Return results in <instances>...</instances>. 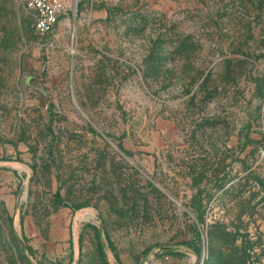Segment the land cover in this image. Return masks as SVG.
Masks as SVG:
<instances>
[{"label": "rangeland", "instance_id": "obj_1", "mask_svg": "<svg viewBox=\"0 0 264 264\" xmlns=\"http://www.w3.org/2000/svg\"><path fill=\"white\" fill-rule=\"evenodd\" d=\"M51 1L0 0V264H264V0Z\"/></svg>", "mask_w": 264, "mask_h": 264}, {"label": "built area", "instance_id": "obj_2", "mask_svg": "<svg viewBox=\"0 0 264 264\" xmlns=\"http://www.w3.org/2000/svg\"><path fill=\"white\" fill-rule=\"evenodd\" d=\"M24 3L34 19L35 32L41 36L51 34L59 22L61 4L51 0H24Z\"/></svg>", "mask_w": 264, "mask_h": 264}, {"label": "trees", "instance_id": "obj_3", "mask_svg": "<svg viewBox=\"0 0 264 264\" xmlns=\"http://www.w3.org/2000/svg\"><path fill=\"white\" fill-rule=\"evenodd\" d=\"M102 236L103 235H102L101 231L97 230V239H98V246L97 247H99V251L101 252L102 257L105 259L106 258V252H105L104 246H106V244L104 243ZM106 240H107L106 243L111 244L109 238L106 237ZM169 252H172V251L169 250Z\"/></svg>", "mask_w": 264, "mask_h": 264}, {"label": "water", "instance_id": "obj_4", "mask_svg": "<svg viewBox=\"0 0 264 264\" xmlns=\"http://www.w3.org/2000/svg\"><path fill=\"white\" fill-rule=\"evenodd\" d=\"M44 107V105H42Z\"/></svg>", "mask_w": 264, "mask_h": 264}, {"label": "bare ground", "instance_id": "obj_5", "mask_svg": "<svg viewBox=\"0 0 264 264\" xmlns=\"http://www.w3.org/2000/svg\"><path fill=\"white\" fill-rule=\"evenodd\" d=\"M80 216V215H79ZM85 216V215H84Z\"/></svg>", "mask_w": 264, "mask_h": 264}]
</instances>
